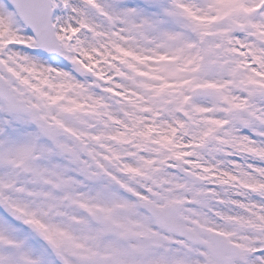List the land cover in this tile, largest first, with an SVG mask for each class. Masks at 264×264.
I'll return each instance as SVG.
<instances>
[{
	"label": "snow or ice",
	"instance_id": "6c2138e0",
	"mask_svg": "<svg viewBox=\"0 0 264 264\" xmlns=\"http://www.w3.org/2000/svg\"><path fill=\"white\" fill-rule=\"evenodd\" d=\"M0 264H264V0H0Z\"/></svg>",
	"mask_w": 264,
	"mask_h": 264
}]
</instances>
